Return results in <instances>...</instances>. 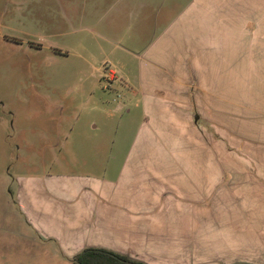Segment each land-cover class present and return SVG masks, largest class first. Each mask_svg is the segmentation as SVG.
<instances>
[{"label":"rangeland","instance_id":"rangeland-1","mask_svg":"<svg viewBox=\"0 0 264 264\" xmlns=\"http://www.w3.org/2000/svg\"><path fill=\"white\" fill-rule=\"evenodd\" d=\"M162 1L0 0V170L119 182L134 151L156 147L139 134L145 109L130 87L139 61L126 50L139 54L154 34L151 8L145 28L136 25L139 4ZM171 1L165 7L187 0ZM255 106L263 107L224 99L211 137L177 157L219 166L223 179L213 168L210 204L201 203L210 212L163 221V257L154 264H264V114ZM161 143L174 147L171 138Z\"/></svg>","mask_w":264,"mask_h":264},{"label":"crops","instance_id":"crops-1","mask_svg":"<svg viewBox=\"0 0 264 264\" xmlns=\"http://www.w3.org/2000/svg\"><path fill=\"white\" fill-rule=\"evenodd\" d=\"M164 3L139 4L144 14L136 25L145 28L151 8L154 34L139 54L126 50L139 61L130 86L145 109L139 134L158 148L134 151L138 159L119 182L64 168L16 177L0 170V264H75L86 248L134 259L131 253L148 252L137 260L154 264L163 257L157 243L167 233L165 219L210 212L201 203L210 204L213 168L217 180L223 169L177 157L211 137L212 124L223 121L224 99L242 96L263 106H255L256 116L264 114V0H187L175 9ZM165 138L174 147L162 146Z\"/></svg>","mask_w":264,"mask_h":264},{"label":"trees","instance_id":"trees-1","mask_svg":"<svg viewBox=\"0 0 264 264\" xmlns=\"http://www.w3.org/2000/svg\"><path fill=\"white\" fill-rule=\"evenodd\" d=\"M75 264H147L103 248H86L74 258Z\"/></svg>","mask_w":264,"mask_h":264}]
</instances>
